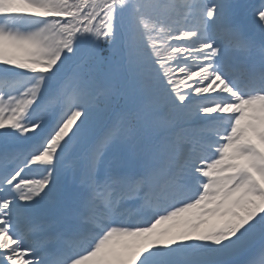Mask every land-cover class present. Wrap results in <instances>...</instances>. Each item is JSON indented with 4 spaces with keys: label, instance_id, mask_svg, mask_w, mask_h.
Returning <instances> with one entry per match:
<instances>
[{
    "label": "snow or ice",
    "instance_id": "snow-or-ice-1",
    "mask_svg": "<svg viewBox=\"0 0 264 264\" xmlns=\"http://www.w3.org/2000/svg\"><path fill=\"white\" fill-rule=\"evenodd\" d=\"M0 264H264V0H0Z\"/></svg>",
    "mask_w": 264,
    "mask_h": 264
},
{
    "label": "trees",
    "instance_id": "trees-1",
    "mask_svg": "<svg viewBox=\"0 0 264 264\" xmlns=\"http://www.w3.org/2000/svg\"><path fill=\"white\" fill-rule=\"evenodd\" d=\"M121 103H123V101L121 100Z\"/></svg>",
    "mask_w": 264,
    "mask_h": 264
}]
</instances>
